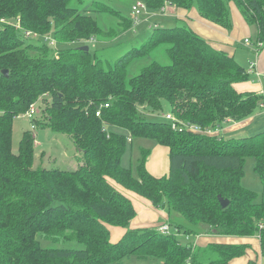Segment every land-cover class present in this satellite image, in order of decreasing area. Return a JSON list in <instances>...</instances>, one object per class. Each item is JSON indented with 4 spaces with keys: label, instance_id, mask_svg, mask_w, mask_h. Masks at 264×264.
Masks as SVG:
<instances>
[{
    "label": "trees",
    "instance_id": "1",
    "mask_svg": "<svg viewBox=\"0 0 264 264\" xmlns=\"http://www.w3.org/2000/svg\"><path fill=\"white\" fill-rule=\"evenodd\" d=\"M123 1H129L128 15L103 0H0V264H132L133 258L151 264H231L250 248L245 243L183 245L180 233L256 236L264 252V132L224 139L186 128L172 130L164 119L170 114L178 123L213 132L226 121L250 118L262 97L238 93L234 84L251 80L255 66L240 65L183 20L174 27L153 23L143 39V30L130 35V49L112 63L89 48L79 49L81 42L118 40L140 25L147 10L162 14L165 5L195 9L227 31L234 5L256 30L252 46L263 44L264 0ZM137 1L144 8L136 21L132 6ZM98 15L111 18V25H101ZM27 32L43 37L53 32L54 44L27 38ZM161 46L169 65L153 61L130 74L136 61ZM43 101L47 117L38 125L70 137L81 153L74 170L34 168V140L28 132L19 152H12L14 118L24 116L32 104L38 111ZM164 102L169 111L163 121L140 113L142 108L157 114ZM132 138L152 139L168 149L167 175L146 171V152L137 176L121 165ZM249 160L261 183L259 192L243 185ZM118 187L164 210L168 221L131 229L136 210ZM218 196L228 200L226 208ZM162 226L167 230L161 231ZM110 227L126 229L115 243ZM39 238L79 248L47 249Z\"/></svg>",
    "mask_w": 264,
    "mask_h": 264
},
{
    "label": "rangeland",
    "instance_id": "2",
    "mask_svg": "<svg viewBox=\"0 0 264 264\" xmlns=\"http://www.w3.org/2000/svg\"><path fill=\"white\" fill-rule=\"evenodd\" d=\"M108 1L111 3L112 6L116 7L119 11L122 12L123 15H128V4L129 1H123V0H103ZM167 6L165 5L161 10L165 12ZM233 9H235L236 13L241 18L239 11L234 5H231ZM233 12H231L232 14ZM157 15L153 11L147 10L143 16H141L140 25L136 27L131 33H125L122 34L118 40H113L111 42L97 40V41H87V42H81L80 45L87 46L90 51L97 52V56L101 57V59L112 61L118 58L119 56L123 55L127 50L130 49V43H129V37H126V34L128 36H132L134 33H140L143 30V33H140V38H144L150 31H152L153 23L152 21H149L148 18H153L152 15ZM159 17L161 16L158 14ZM99 19L98 22L103 25L105 28L109 27L111 25V18H104L103 16H97ZM157 17V16H156ZM162 17V16H161ZM161 20V21H160ZM159 24L161 26H167V27H174L177 23L175 19L168 20L167 23H163L162 19L160 18ZM186 23V22H185ZM187 24V23H186ZM233 27V23H232ZM233 30L231 28V33ZM53 32H50V34H47L48 38H52ZM247 39H249L251 42L255 41V35L253 27H250L248 29V33L245 34ZM106 38V37H105ZM238 38L240 40H238ZM244 36L240 35L235 37L233 40V49L236 51L235 59L236 61L247 68L249 66V63L255 62L254 54L252 53V49L249 47H246L243 45ZM104 39V38H103ZM44 40V38H42ZM242 40V41H241ZM119 43V44H117ZM139 42H134L133 44H139ZM76 46V45H72ZM79 46V45H78ZM245 48V49H244ZM156 61L160 65L167 66L169 65V59L165 53V47L161 46L158 49H156L152 54L147 56L146 58L140 59L136 61L132 68L130 69L131 75H136L140 69L149 63ZM111 62V63H112ZM39 110L33 115V122L32 120L28 119L25 115L19 116L14 118L13 124H12V152L18 153L19 152V146L20 141L22 139V135L25 132L30 133L33 136L34 140V163L33 167H43V168H59L62 170H74L79 166V159L81 157V153L78 151V149L74 146L73 142L71 141L70 137H68L65 134L57 133L49 128H43L38 125L39 122L46 121V102H39ZM169 111V106L167 103H163V109L159 113L155 114H149L144 112L142 108L140 109V113L148 114L147 119L151 121H163V116ZM258 112V110L255 111V114ZM261 113L264 115V111H261ZM35 121V123H34ZM228 122V121H226ZM238 123V122H233ZM225 124V123H224ZM116 132L124 135H128L127 132L120 128H113ZM162 148L167 151V154L165 155V152L163 155L158 153V149ZM145 152L148 154L144 158V167L147 172L153 173V174H161L167 175L168 174V154L169 151L167 148L160 146L155 140L152 139H143V138H132L131 142L127 145L126 150L121 158V165L125 168H129L134 176H137L138 172V165L140 161L142 160ZM244 171L246 172L245 178L243 179V185L253 191L259 192L261 189V183L258 179V177L255 175V173L252 170V161H246V164L244 166ZM164 173V174H163ZM203 231L207 230L206 228H202ZM202 231V232H203ZM170 232L175 233V230L173 226H170ZM202 235H209L206 233H203ZM178 240L181 244H193V241H195L196 237L193 236H185L183 233L178 234L177 236ZM110 241H113L112 238ZM39 242L41 247L47 248V249H54V248H79L78 245L71 243V244H53L49 241H45L42 238H39ZM249 244L252 245V250L256 252V255L258 256L257 260L260 261V252L257 246V238L251 237L249 238ZM251 252V251H250ZM248 252V254H251ZM252 256H255V254L252 252ZM264 262V258H262ZM132 264H151L152 261H139L136 258L131 260Z\"/></svg>",
    "mask_w": 264,
    "mask_h": 264
},
{
    "label": "crops",
    "instance_id": "3",
    "mask_svg": "<svg viewBox=\"0 0 264 264\" xmlns=\"http://www.w3.org/2000/svg\"><path fill=\"white\" fill-rule=\"evenodd\" d=\"M230 8H231V12H233L231 14L232 23H233V27H232L233 31L231 33H229L230 31L228 32L227 30L222 29L217 25L211 24L206 20L202 19L198 15L195 9L185 11V10L177 9L170 5L167 6L165 12H162V14L159 13L162 17L161 16L159 17L157 13V15L153 14L152 15L153 18H148V20L152 21V23H159L158 20L160 18L162 19L163 23H167L168 20L171 19H175L176 20L175 23H177V20H183L196 34H198L203 39L207 40L214 48L224 51L228 53L230 56H234L235 58L236 51L233 49V45H232L234 41L233 39L240 35L244 36V38H247L245 34L248 33V29H250V27L246 24V22L243 20L241 15H240L241 18L239 17V15L236 13L235 9L232 8V6ZM253 29H254V33H256L254 27ZM126 37H128L127 34ZM129 39L131 40L133 38L130 36ZM238 40L240 39L238 38ZM243 45H244V40H243ZM254 66H255V73L252 76V79L247 82L234 84V89L238 93L255 92L258 95H260L262 97V101L260 102L258 112L256 114L254 113V115H252L250 118L238 123H233L229 121L225 122V124H223V127H218V129L214 130L212 134L218 135L224 139H240L244 137L254 136L261 132H264V115L261 113V111H264V107H263L264 106V43L259 51L258 56L255 59ZM159 152L161 155H163L164 152L165 155L167 154V151L162 148L158 149V153ZM150 174H152L155 177H162L161 176L162 173L161 174L150 173ZM118 189L131 200L136 210L137 215L130 222L131 229L156 227L163 225L168 221V215L164 210L155 208L149 201L145 200L142 197H139L133 192H129L119 187ZM109 229H110V240L112 238L113 241L111 242L113 243L117 242L126 231V229L118 228V227H110ZM212 242L230 243V244H240V243L249 244V238L200 235L197 236L195 239V244L201 247ZM257 243L260 252V259H259L260 261L257 260L258 256L256 255V252L252 250V245L249 244L250 248L248 249L246 255H244L241 258L234 259L231 262V264H247L249 261H254L256 264H264L262 260V258H264V252L261 251L258 240ZM248 252H250L251 254H248ZM252 252L255 254V256H252L253 255Z\"/></svg>",
    "mask_w": 264,
    "mask_h": 264
},
{
    "label": "built area",
    "instance_id": "4",
    "mask_svg": "<svg viewBox=\"0 0 264 264\" xmlns=\"http://www.w3.org/2000/svg\"><path fill=\"white\" fill-rule=\"evenodd\" d=\"M144 8L143 4L140 2V1H137L133 6H132V15L134 17V20L137 21V16L140 14V10ZM135 21V22H136ZM26 37L27 38H34V39H38V38H44V42H49L50 45H53L54 44V40L51 39V38H48L46 36H38L37 33H32V32H27L26 33ZM244 45L246 47H249V48H252V51H253V54H254V57L256 58L259 54V51L260 49L262 48L263 44L261 42H257L255 46H252V42L249 40V39H245L244 40ZM250 68L253 69L254 68V63H251L250 64ZM107 104H104V108H107ZM264 107V106H263ZM36 105L35 104H32L30 107H29V110L26 112L25 116L28 118V119H32L33 118V115L37 112L36 110ZM96 116L99 117L100 116V111H97L96 112ZM164 119L168 122L171 123V129L172 130H176V129H179L180 131L183 130L182 128H186L187 130H190V131H193V132H203L205 134H212L213 132L211 131H204L196 126H190L188 127L187 125L183 124L182 122H179L178 123V120H176L172 115L168 114L166 116H164ZM180 125V126H179ZM161 231H165L167 230V227L166 226H162L160 228Z\"/></svg>",
    "mask_w": 264,
    "mask_h": 264
},
{
    "label": "water",
    "instance_id": "5",
    "mask_svg": "<svg viewBox=\"0 0 264 264\" xmlns=\"http://www.w3.org/2000/svg\"><path fill=\"white\" fill-rule=\"evenodd\" d=\"M79 49L82 50V51H85V52L88 51V47H87V46L79 47ZM1 73H2L4 76H6L8 72H7V70H3ZM218 201H219V203H220L221 208H223V209L226 208V207L229 205L228 200L222 198L221 196H218Z\"/></svg>",
    "mask_w": 264,
    "mask_h": 264
}]
</instances>
